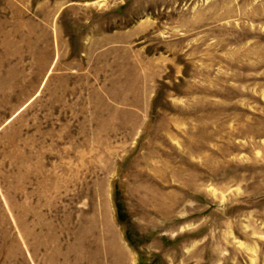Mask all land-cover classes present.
Returning <instances> with one entry per match:
<instances>
[{"label": "rangeland", "instance_id": "374dc122", "mask_svg": "<svg viewBox=\"0 0 264 264\" xmlns=\"http://www.w3.org/2000/svg\"><path fill=\"white\" fill-rule=\"evenodd\" d=\"M0 264H264V0H0Z\"/></svg>", "mask_w": 264, "mask_h": 264}, {"label": "crops", "instance_id": "0c3cea01", "mask_svg": "<svg viewBox=\"0 0 264 264\" xmlns=\"http://www.w3.org/2000/svg\"><path fill=\"white\" fill-rule=\"evenodd\" d=\"M104 40V39H103Z\"/></svg>", "mask_w": 264, "mask_h": 264}]
</instances>
